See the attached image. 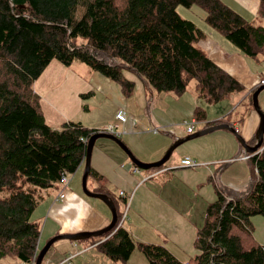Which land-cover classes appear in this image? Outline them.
I'll return each instance as SVG.
<instances>
[{
	"label": "trees",
	"instance_id": "1",
	"mask_svg": "<svg viewBox=\"0 0 264 264\" xmlns=\"http://www.w3.org/2000/svg\"><path fill=\"white\" fill-rule=\"evenodd\" d=\"M179 5H198L205 21L244 55L264 60V24L221 0H0V264L35 259L40 227L31 216L43 191L77 170L86 152L82 139L98 131L80 122L58 129L46 123L33 84L51 60L66 66L81 61L117 81L126 95L133 83L123 77L124 68L155 91L176 96L193 80L195 95L208 103L243 90L197 45L204 35L178 14ZM257 12L264 21V0ZM194 119H205L200 106ZM249 161L250 187L231 195L216 189L196 231L198 252L186 262L162 244L135 240L122 225L85 242L113 261H127L138 247L148 264H264V244L254 241L250 221L264 216V147ZM89 176L102 179L92 168Z\"/></svg>",
	"mask_w": 264,
	"mask_h": 264
},
{
	"label": "crops",
	"instance_id": "2",
	"mask_svg": "<svg viewBox=\"0 0 264 264\" xmlns=\"http://www.w3.org/2000/svg\"><path fill=\"white\" fill-rule=\"evenodd\" d=\"M221 1L246 20L264 24L257 15L259 0ZM196 12L199 13V21H192L204 35L197 45L219 67L234 76L242 84L243 90L214 103L216 107H213V110L217 109V111L212 118L208 111L200 107L205 111V119L196 121L198 123L193 126L191 133L195 129L198 131L216 123L226 122L248 142L255 137L259 124V116L251 107L249 97L258 87L260 78L264 77V60L244 55L220 31L205 21V11ZM253 60H256V63ZM122 75L133 83V89L128 95L123 92L117 81L91 69L81 61L74 60L66 66L53 59L35 80L33 89L40 98L45 121L52 128L58 129L63 123L73 121L91 129L101 130L117 122L118 136L133 154L144 162L156 161L175 140L188 134L189 124L184 125V123L195 121L194 110L200 105L199 98L196 95L197 99L192 98L186 95V92L179 96L157 92L137 73L129 69L124 68ZM258 102L264 112L263 90L258 95ZM119 109H123L126 113L125 122H118L115 119V113ZM159 126H166L167 129L159 132ZM98 142L96 141L95 144ZM108 142L110 143H100L96 160L90 161V168L102 177L101 180H96L89 176L94 181L92 190L111 195L109 184L115 187L123 186L124 188L119 190V198L123 203L128 198L126 202L128 209H126L132 211L128 220L130 229L139 223L154 224L155 230L168 238V243H175L181 249L182 241L185 240L183 243L186 252L193 250L192 246L190 247L191 241L195 240L197 229L203 225L205 209L216 196V189L222 188L230 195L245 192L250 187L254 175L252 163L249 158H244L248 153L244 152L239 141L226 129L200 136L196 141L200 147L198 152H179L171 163L159 168L140 169L139 172L133 170V164L127 163V159L121 155L118 151L120 149L114 142L110 140ZM184 157H190L195 164L183 165ZM83 165L84 160L79 165V169ZM225 170L228 173L224 175ZM69 182L70 179L64 188L69 186ZM236 183L240 184L235 186ZM64 192L65 197L61 201L57 200L58 194L54 199L50 198L51 194L46 196L43 194L35 210L36 215L41 218L47 214L40 231L37 252L45 241L54 235L96 230L110 221L104 209L91 201L90 203L101 213L93 214L90 211L87 215L77 216L70 213L66 216L70 209L82 207L84 200L76 190L68 189ZM120 192L123 194L121 195ZM189 200H191L190 204L187 203ZM179 205L181 207L177 210ZM189 207L191 212L188 211ZM126 218L122 226L128 229V226L124 225ZM35 221L40 222L38 219ZM164 241L166 240L161 243ZM83 244L84 246H80L71 243L65 247L63 243L62 250L60 249L62 254L58 250L60 245L58 247L52 245L55 249L47 256L48 264L59 263L63 255L73 248L77 250L69 252L74 254L72 259L87 253L86 259L91 260L87 262L88 264L100 260L99 254L102 253L96 249L95 244L85 240ZM176 256L183 262L187 261V258H180L177 254ZM4 264L30 263L9 261Z\"/></svg>",
	"mask_w": 264,
	"mask_h": 264
},
{
	"label": "rangeland",
	"instance_id": "3",
	"mask_svg": "<svg viewBox=\"0 0 264 264\" xmlns=\"http://www.w3.org/2000/svg\"><path fill=\"white\" fill-rule=\"evenodd\" d=\"M81 9L82 8H79L78 9V13H77L78 15H80L79 13H80ZM197 10H203V9H201L198 5H194V6H191L189 8L188 7L181 6V5L177 6V12H178V14L182 18L188 19V20H191V21L193 20L195 22H198L199 21V17H198V14L199 13L196 12ZM181 14H183L185 17H183ZM256 24H261V23H256ZM253 61L255 62L256 60H253ZM257 86H259V85H257ZM194 90H195V83H194L193 80H191L189 82L188 86H187L186 95H188V96H190L192 98L195 97ZM249 101H250L251 107L253 108V106H252V99L250 97H249ZM199 103H200V105H199L200 107H202L204 110L208 111V114H209L210 118H212L213 116H215V113L214 112L217 111V109H214L213 110V107H216L215 106L216 104H214V103L213 104H208V102H206L202 98L199 99ZM180 119H181V121H183V117H181ZM182 123H184V122H182ZM187 123L190 125V121L184 123V125L187 124ZM196 123H198V122H193L191 124H193V126L194 125L196 126ZM156 126H158V125H156ZM159 128H160L159 129V132L165 131V129H167L166 126H159ZM217 131H220V129H218ZM194 132H196V129H195ZM186 135H188V134H185V136ZM199 138L200 137L187 140V141L183 142L182 144H180L179 146H177L174 149V151L172 152L170 158L167 160V162L165 164L171 163L172 160L174 159L175 155L178 154L179 152H181V153L186 152V151H195V152H198L200 150V147L198 146V144H197L196 141H198ZM235 139H236V137H235ZM97 141H99V142L93 146V150H92L91 160H93V161L96 160L97 150H99V147H101V144L100 143H103V142L104 143H110V142H108L107 139H103V138L98 139ZM118 151H120L121 155L123 157H125V159H127V161H128L127 163L130 164V165H132V163L129 160V158L127 157V155L121 149L118 150ZM132 168H133V165H132ZM139 171H140V169L138 171H136V172H139ZM83 172H84V165H83V167L81 169H79V167H78L77 170L74 173L68 174V179H70V182H69V186L65 187L64 190H68V189L76 190L79 193L80 197L83 198L84 204L80 208L70 209L66 213V216L68 214H70V213L71 214H74V215H77V216H81L82 214L83 215H87V213H89L90 211H92L93 214H97V213L99 214V213H101L98 210V208H96L94 205H92L90 203V201H91V202L97 203L100 206L101 209H104V213H106V216H108L109 218H111V212H110L109 208L106 206V204L102 200H100L98 198H94V197H89V196L85 195V193L83 192V190H82V175H83ZM227 173H228L227 170H225L223 172L224 175L227 174ZM239 184L240 183H236L235 186H238ZM93 186H94V181H93L92 178L89 177L88 180H87V187H88L89 190H92L93 189ZM108 187L111 189L110 190L111 196L115 199V201L117 203V209H118V211L120 213H123V214L124 213L125 214L127 213L126 215L128 216V218H126L124 225L125 226H128V220L131 217L132 211H130V212L127 211L128 208L127 209L125 208V204L119 198V190L120 189H123L124 187L123 186H116L115 187V186L110 185V184L108 185ZM59 190H60V187L57 186V188H55V189L48 190V191L47 190L46 191H43V194H44V196H46L48 194H51L50 195V198L51 199H54L56 197V195L58 194ZM128 196H130V193L129 192H128ZM215 199H216V196L212 200H215ZM190 201L191 200H189L187 203L190 204ZM180 207H181V205H179V207L176 208V209L179 210ZM125 209H126V211H125ZM184 209H185V207H184ZM188 211L189 212L192 211L190 207L188 208ZM45 215H47V214H45ZM45 215H44V217L41 218L40 216L36 215V211H35V212H33L32 216H31V219L32 220L35 221L36 219H38L40 221L39 222L40 231H41V228H42V224L44 222ZM126 215H125V217H126ZM250 221L252 223V233H253L254 241L257 244H259V245H263L264 244V216L261 215V214L253 215V216H251ZM155 226L156 225H154V224H151V225L147 224L146 225L145 223H139V224H136V226L134 228H132V229H130V227L128 226V230L133 234L132 236H133V238L135 240L141 241V242H146V243H155V244L156 243H160V244H163L175 256L177 254L180 258H187V260H189L190 257L197 250V248H195L193 246L194 239H192L191 244H190V247L192 246V249H193V250H190V252H186V247H185V244L183 243V242H185V240L182 241V248L181 249H180V246H178L175 243H168V241H167L168 238H166L162 233H160V231L155 230ZM76 232H78V231H76ZM59 234H66V233H59ZM91 238H94V237H90V238L82 239V240H77V241H71V240H68V239H59V240L55 241L53 243V245L55 247H58V245H60V247L58 248V250H59V252H61L60 249H61V245L63 243H64V246L65 247H67L68 245H71V243H75V245L84 246L83 240L87 241V240H89ZM163 240H166V241H164V243H161V242H163ZM47 241H45V243ZM186 241H187V239H186ZM45 243L43 244V246L45 245ZM54 246H52L51 249L45 255V260L46 261L48 260L47 259V256L53 253V251L55 249ZM74 250H77V249L76 248L75 249L73 248L71 251L70 250L67 251L66 252V255H63V258L65 256H68L69 252H72ZM191 251H193L194 253H191ZM196 252H198V251H196ZM58 254H60V253H58ZM61 254H62V252H61ZM86 254L87 253H84L83 255H80V256L72 259L71 260L72 264H88L87 262H90L91 260L89 258L86 259V257H87ZM99 255L101 257L100 260H98L95 263H91V264H148V261H147L146 257L142 254V252L138 249V247H135V249L131 253V256L129 257V259L127 261H123V262L121 260L113 261V260H111L110 258L106 257L103 254H99ZM49 264H53V263L51 262Z\"/></svg>",
	"mask_w": 264,
	"mask_h": 264
},
{
	"label": "water",
	"instance_id": "4",
	"mask_svg": "<svg viewBox=\"0 0 264 264\" xmlns=\"http://www.w3.org/2000/svg\"><path fill=\"white\" fill-rule=\"evenodd\" d=\"M264 90V84L259 85L256 89L251 94V99H252V106L253 110L258 114L259 116V124L257 127V130L255 132V143L254 144H249L248 142L245 141V139L237 132V130L231 126L229 123L226 122H220L216 123L213 125H210L208 127H205L201 130H198L194 133H190L186 135L183 138L175 140L164 152L161 158H159L156 161L152 162H144L137 158L133 152L129 149V147L119 138V136L112 134V133H106L104 131H96L95 133L91 134L88 139H87V144H86V152L84 156V172L82 175V190L85 193V195L89 197H94L102 200L106 206L109 208L111 212V218L109 223L106 224V226H103L99 229L96 230H91V231H78L75 233H66V234H57L52 236L44 246L38 251L35 259H34V264H41L45 255L49 251L50 247L53 245V243L59 239H68L71 241H77V240H82V239H87L90 237H97L101 236L103 234L109 233L113 231L117 225L118 221V214H117V208L115 205V202L113 199H111L108 194L106 193H101V192H95L93 190H89L87 187V178L89 175L90 171V161H91V154L93 150V146L96 143L98 139H107L112 142H114L129 158L131 163L136 166L139 169H152V168H159L163 166L167 160L170 158L172 152L174 149L182 144L183 142L197 138L200 136H203L207 133H210L212 131L218 130V129H226L230 131L236 139L239 141L240 145L242 146L243 150L245 153L248 154H255L262 150L264 147V112L260 108L259 102H258V95L260 92Z\"/></svg>",
	"mask_w": 264,
	"mask_h": 264
},
{
	"label": "built area",
	"instance_id": "5",
	"mask_svg": "<svg viewBox=\"0 0 264 264\" xmlns=\"http://www.w3.org/2000/svg\"><path fill=\"white\" fill-rule=\"evenodd\" d=\"M264 84V77H261L260 78V81H259V85H262ZM115 119L118 121V122H125L127 120V116H126V113L123 109H119L117 110V112L115 113ZM193 122H196V120L192 121L191 123ZM188 126L187 128V133L190 134L192 132V128H193V124H191ZM118 126L119 124L117 122H114V123H111L110 125L104 127L103 129H101L100 131H104V132H109V133H112V134H115V135H119V131H118ZM83 141L87 142V139H82ZM261 151V150H260ZM252 154H246V156H244V158H249ZM182 164L185 165V166H192L195 164V162L190 158V157H184L182 159ZM133 170L134 171H138L139 168H137L136 166L133 165ZM68 175L67 174H63L59 180V186H60V192L57 196V200L58 201H61L64 199L65 197V192H64V186L67 185L68 183ZM63 187V188H61ZM120 194L122 195L123 193L120 192ZM125 208H127L126 204H125ZM126 211V209H125ZM125 213H121V217L120 219H118L117 221V227L122 225V222L124 221V218L125 217ZM115 230V229H114ZM114 232V231H113ZM74 254H69L68 256L64 257L63 259H61L59 261V263L57 264H71V260L73 258ZM48 260L47 261H42L41 264H48ZM31 264H34V260L32 261Z\"/></svg>",
	"mask_w": 264,
	"mask_h": 264
},
{
	"label": "bare ground",
	"instance_id": "6",
	"mask_svg": "<svg viewBox=\"0 0 264 264\" xmlns=\"http://www.w3.org/2000/svg\"><path fill=\"white\" fill-rule=\"evenodd\" d=\"M106 133H109V132H106ZM87 180H88V178H87Z\"/></svg>",
	"mask_w": 264,
	"mask_h": 264
}]
</instances>
